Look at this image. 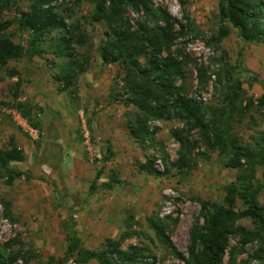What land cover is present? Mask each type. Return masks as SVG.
I'll return each instance as SVG.
<instances>
[{
	"label": "rangeland",
	"instance_id": "1",
	"mask_svg": "<svg viewBox=\"0 0 264 264\" xmlns=\"http://www.w3.org/2000/svg\"><path fill=\"white\" fill-rule=\"evenodd\" d=\"M31 2L21 0L12 10H4L2 20L14 19ZM152 2L177 21L183 20L176 0ZM186 3L196 32L187 33L171 49L183 64L184 79L177 85L183 87L186 97L203 106L218 107L222 97L217 75L225 66L238 67L240 60L237 73L242 96L251 98L253 106L241 120L234 118L232 133L253 145L264 137V108L257 103L264 94V46L243 43L235 30L218 47L208 45L217 31L218 0ZM50 6L66 17L67 30L79 26L72 30L74 35L86 36L83 45H73L78 62L86 65L63 91L57 77L67 60L54 57L53 43L42 44L41 57L29 56L28 35L16 27L6 32L14 44H21L24 53L20 60L0 68V149H20L24 161L10 168L30 179L22 178L11 186L0 179V245L16 240L11 253L22 248L28 264H55L64 256L66 225L72 223L83 250L98 251L105 240H118L127 231L132 237L123 243V250L130 246L142 249L151 264H179L169 246L150 228L152 221L158 219L172 246L186 255L189 229L200 212L198 201L220 205L236 172L224 169L217 153L210 152L209 159H203L200 153L204 147L199 145L192 166L177 171L167 165V173L163 157L169 163L176 161L179 147L173 133L183 124L177 120L150 123L154 143L133 139L127 128L130 109L112 99L120 68L104 65L97 52L104 29L89 19L93 6H77L74 0H55ZM129 18L131 23L137 20L133 13ZM17 104L27 106L33 120L39 114V130L31 129L21 118ZM130 112L134 114V110ZM191 135L198 139L195 132ZM107 147L111 148L110 160H105ZM150 161L161 175L147 173L143 165ZM99 171L102 174L91 192ZM113 177L119 184L108 191L104 184ZM257 177L261 180L260 173ZM259 202L264 207V189ZM5 205H9L10 219L5 217Z\"/></svg>",
	"mask_w": 264,
	"mask_h": 264
},
{
	"label": "trees",
	"instance_id": "2",
	"mask_svg": "<svg viewBox=\"0 0 264 264\" xmlns=\"http://www.w3.org/2000/svg\"><path fill=\"white\" fill-rule=\"evenodd\" d=\"M20 1L0 0V68L23 56L21 44H14L13 37L6 35L11 27H16L19 33L28 35L26 53L29 56L41 57L42 44L50 41L54 45V57L67 60L57 77L66 91L86 65L78 62L73 47L83 45L86 36H75L73 27L67 30L66 17L50 6L55 0H32L26 11L20 10L14 19L3 21V11L12 10ZM176 1L182 8V21L173 18L165 8H155L152 0H74L77 6L92 5L89 19L104 29L97 52L104 65L120 68L114 80L112 99L134 110V114L127 111V128L132 138L141 143H154V131L149 124L177 120L183 128L173 133L179 147L176 161L169 163L168 158L163 157L167 173V165L177 171L192 166L193 152L199 145L204 147L200 153L203 159H209L210 152L217 153L222 167L236 172L234 181L224 189L220 205L198 201L200 212L189 229L186 255L172 246L158 219L150 225L155 235L169 246L179 264H264V207L259 202V194L264 189V137L251 145L232 133L234 118L241 120L253 106L251 98L242 96L237 73L240 60L238 67L225 66L217 75L222 97L220 106H203L186 97L183 87L177 85L178 80L184 79L183 64L171 49L187 33L196 31L186 0ZM129 13L137 16L134 23ZM217 13V31L208 45L218 47L231 30H235L243 43L264 46V0H218ZM257 103L264 108V94ZM15 109L31 129L39 130V114L33 120L31 110L24 104L15 105ZM192 132L196 133L197 140L193 139ZM106 151L105 160H110L111 148L107 147ZM23 161L20 149L14 146L9 150L0 149V179L5 185L11 186L22 178L30 179L25 173L10 168ZM143 166L150 175H161L153 169L151 161ZM259 173L262 181L257 177ZM101 174L99 171L96 175L91 192L95 191L94 185ZM118 184L113 177L104 188L111 191ZM5 217L10 219L9 205H5ZM243 223H248L249 227ZM66 229L64 256L55 264L70 261L75 264H151L142 249L134 246L122 249L123 243L132 237L127 231L118 240H105L98 251H86L81 248L72 223H67ZM15 244L16 240H11L0 245V264H17L18 260L28 264L23 260L26 253L22 248H18L16 254L11 253Z\"/></svg>",
	"mask_w": 264,
	"mask_h": 264
}]
</instances>
